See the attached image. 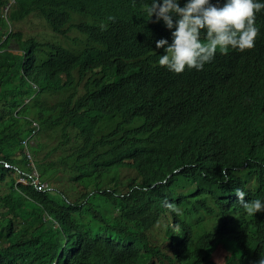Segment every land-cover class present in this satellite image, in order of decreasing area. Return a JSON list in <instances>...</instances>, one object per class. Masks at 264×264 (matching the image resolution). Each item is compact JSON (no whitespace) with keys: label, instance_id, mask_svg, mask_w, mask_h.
I'll return each instance as SVG.
<instances>
[{"label":"trees","instance_id":"trees-1","mask_svg":"<svg viewBox=\"0 0 264 264\" xmlns=\"http://www.w3.org/2000/svg\"><path fill=\"white\" fill-rule=\"evenodd\" d=\"M7 1L0 0V264H226L219 262L226 251L239 257L234 264H258L264 211L247 214L230 181L240 172L264 178L255 149L264 143V117L257 127H238L225 155L205 158L189 146L166 151L132 115L148 114L152 100L118 88L130 58L163 74L164 86L188 81L158 63L165 52L156 41L171 44L175 28L150 19L152 0H54L39 15L54 34L49 40L10 32ZM28 14L20 2L10 20ZM71 30L79 33L71 44L52 42ZM235 51L241 73H254L256 57ZM98 68L110 86L94 93ZM202 77L195 81L203 84L201 99L215 105L219 98L208 93L220 77L216 70ZM255 87L264 102V73ZM104 94L107 106L94 111ZM222 111L226 123L236 114ZM32 121L40 128L34 146L24 144ZM37 179L48 188L39 190ZM256 199L264 203V193Z\"/></svg>","mask_w":264,"mask_h":264},{"label":"clouds","instance_id":"clouds-1","mask_svg":"<svg viewBox=\"0 0 264 264\" xmlns=\"http://www.w3.org/2000/svg\"><path fill=\"white\" fill-rule=\"evenodd\" d=\"M53 1L8 0L3 8V17L6 21L9 20L10 32L14 30L23 32L26 37L34 36L36 31L22 28L26 22L36 18L43 21L47 27V31H40L43 39H52L53 32L46 20L39 15ZM20 2L29 10V14L22 22H12L10 15ZM145 11L150 19L154 16L156 22L162 20L168 29L175 28L171 32V44L163 38L156 41V48H164L165 52L160 55L158 63L166 67L169 74L174 72L188 75V81L182 86H164L163 74L154 75L152 71L148 73L138 58L127 59V66L119 69L124 75L119 76L123 82L118 88L125 93L129 91L139 93L141 97L152 100L148 114L141 112L135 114L137 111H134L132 115L140 122L146 121L145 134L153 136L157 143H162L166 151L176 147L184 151L186 146H189L205 158L225 155L228 146L236 141L234 132L238 127L244 128L246 125L257 127L256 119L264 117V102H260L255 95L257 89L255 84L264 73V0H187L183 7L178 0H152ZM174 16L178 17L175 22ZM58 35L52 42H62L67 46L72 43V39L79 36V33L71 30L66 35L59 33ZM235 50L244 53L245 56L248 54L250 58L256 57L254 73L250 68H245L241 73V65L236 61V56H233ZM10 51L16 54L21 52L14 45ZM158 63L156 61V66L160 68ZM227 65L231 66L229 70L231 74L230 78L225 80L224 71ZM209 70H216L222 82L208 93V100L219 98L215 103L216 107L214 104L209 106L207 101L201 99L199 88L203 84L195 82L203 80L202 73H208ZM100 72L101 68L95 70L94 93L110 86L108 78L104 74H99ZM104 99H109L107 94L100 95L97 101L92 102L94 111H101L107 106L102 102ZM222 109L228 110V114L236 112L231 114L232 118L228 123L225 122L226 113ZM92 118L96 117H92L91 114V120ZM32 127L34 131L31 137L24 141L26 145L34 144L35 136L40 130L37 122L32 121ZM255 149L258 151L256 164L264 167V143ZM137 163L141 161H131L129 164ZM144 167L145 163L142 172ZM222 175L224 182H228L227 174ZM235 176L230 183L235 187L238 206L243 207L249 215L264 211V203L256 199L258 193H264V178L257 179L249 172H240ZM20 181L25 182L22 179ZM35 184L39 186V190L48 188L46 183H41L38 179L35 180ZM41 185L44 187L41 188ZM238 259L226 251L219 262L227 264L226 261L229 260V263L234 264ZM258 264H264V257H261Z\"/></svg>","mask_w":264,"mask_h":264},{"label":"rangeland","instance_id":"rangeland-1","mask_svg":"<svg viewBox=\"0 0 264 264\" xmlns=\"http://www.w3.org/2000/svg\"><path fill=\"white\" fill-rule=\"evenodd\" d=\"M24 30H28V31H36V32H40V31H47V27L45 26L44 22L41 21L40 19H36V18H32V21H28L24 24L23 28ZM36 144V142H35ZM33 144V146L35 145ZM28 153V151H26ZM221 255V253H220ZM237 258H239L238 256H236Z\"/></svg>","mask_w":264,"mask_h":264},{"label":"built area","instance_id":"built-area-1","mask_svg":"<svg viewBox=\"0 0 264 264\" xmlns=\"http://www.w3.org/2000/svg\"><path fill=\"white\" fill-rule=\"evenodd\" d=\"M44 187V185H41V188H43Z\"/></svg>","mask_w":264,"mask_h":264}]
</instances>
